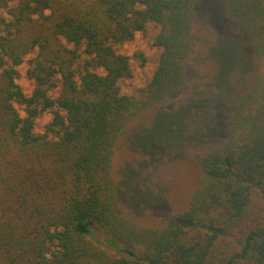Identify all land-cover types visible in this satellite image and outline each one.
<instances>
[{
    "label": "trees",
    "instance_id": "16d2710c",
    "mask_svg": "<svg viewBox=\"0 0 264 264\" xmlns=\"http://www.w3.org/2000/svg\"><path fill=\"white\" fill-rule=\"evenodd\" d=\"M217 1L232 23L210 56L242 73L254 59L258 72L224 142L197 156L203 176L188 206L143 228L125 216L137 201L114 187L112 149L130 116L185 85L200 0H0L14 29L0 34V264H264V0ZM46 11L52 36L27 34L24 23ZM148 23L158 28L156 66L141 97L124 94L118 82L131 66L115 46ZM35 50L27 94L16 67ZM215 83L221 102L229 77L215 74ZM44 110L52 117L38 133Z\"/></svg>",
    "mask_w": 264,
    "mask_h": 264
},
{
    "label": "rangeland",
    "instance_id": "374dc122",
    "mask_svg": "<svg viewBox=\"0 0 264 264\" xmlns=\"http://www.w3.org/2000/svg\"><path fill=\"white\" fill-rule=\"evenodd\" d=\"M13 4L10 2L8 7ZM49 13L46 11L43 16L36 15L25 22L27 34L52 36L50 22L53 17L48 16ZM212 14L216 15L218 22L215 25L219 28L212 26ZM193 18L192 52L185 85L171 92L163 101L137 110L124 123L113 145L110 175L123 201H137L135 208L125 210L127 220L137 227L160 228L168 216L188 206L203 176L197 156L224 142L225 122L236 103L251 87L258 72L254 68V59L253 66L242 73L240 70L243 69L237 66L217 68L210 56L217 33L221 30L226 32L229 20L231 22L217 0H200ZM9 21L11 16L7 8L0 7V34L14 32L7 25ZM157 31L156 25L148 23L131 40L115 46L117 52L129 57L131 66V75L118 82L122 93L141 97V90L152 76L160 51L154 45ZM59 41L72 47L62 38ZM53 42L52 46H55L57 41ZM235 51L240 53V45L235 46ZM35 53L36 50L27 54L16 67L15 80L27 94L33 89L34 82L28 78L26 70L30 66L29 59ZM215 74L227 76L230 81L229 89H221L225 95L221 102L215 101V95L220 93ZM201 98L210 100L208 105L193 108L192 105L197 102L193 100ZM51 117L50 110L42 111L35 119L34 131L43 132ZM194 129L200 133V140L191 138ZM174 135L178 139L171 144L168 137ZM153 146L158 148L153 149Z\"/></svg>",
    "mask_w": 264,
    "mask_h": 264
}]
</instances>
